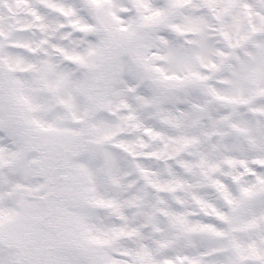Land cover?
<instances>
[{"label": "snow or ice", "instance_id": "snow-or-ice-1", "mask_svg": "<svg viewBox=\"0 0 264 264\" xmlns=\"http://www.w3.org/2000/svg\"><path fill=\"white\" fill-rule=\"evenodd\" d=\"M0 264H264V0H0Z\"/></svg>", "mask_w": 264, "mask_h": 264}]
</instances>
